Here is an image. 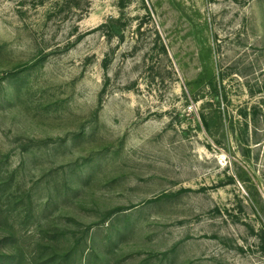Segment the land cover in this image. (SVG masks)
<instances>
[{
  "label": "rangeland",
  "instance_id": "1",
  "mask_svg": "<svg viewBox=\"0 0 264 264\" xmlns=\"http://www.w3.org/2000/svg\"><path fill=\"white\" fill-rule=\"evenodd\" d=\"M0 264H264V0H0Z\"/></svg>",
  "mask_w": 264,
  "mask_h": 264
},
{
  "label": "trees",
  "instance_id": "2",
  "mask_svg": "<svg viewBox=\"0 0 264 264\" xmlns=\"http://www.w3.org/2000/svg\"><path fill=\"white\" fill-rule=\"evenodd\" d=\"M110 21H113V22H111L112 24H113V26H112V29L113 30H118V29H120V25L119 24H117V23H115L114 22V20H112V19H110ZM202 120H203V122L205 123V125L207 126L208 124V122H207V117L202 113Z\"/></svg>",
  "mask_w": 264,
  "mask_h": 264
}]
</instances>
